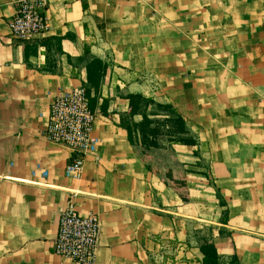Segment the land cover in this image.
<instances>
[{"label": "crops", "instance_id": "crops-1", "mask_svg": "<svg viewBox=\"0 0 264 264\" xmlns=\"http://www.w3.org/2000/svg\"><path fill=\"white\" fill-rule=\"evenodd\" d=\"M16 1L0 0V264H74L52 250L70 202L99 221L94 264H201L202 240L222 264H264V0H47L23 43ZM92 73L97 149L70 179L43 130ZM135 95L185 129L141 150L126 125L171 116Z\"/></svg>", "mask_w": 264, "mask_h": 264}, {"label": "built area", "instance_id": "built-area-1", "mask_svg": "<svg viewBox=\"0 0 264 264\" xmlns=\"http://www.w3.org/2000/svg\"><path fill=\"white\" fill-rule=\"evenodd\" d=\"M47 4V0H17L14 15L8 21L12 39L23 43L47 31L48 24L44 16ZM95 119L83 84L51 99L43 137L49 142L65 145L70 150L69 161L64 169L66 178L80 179L86 155L97 149L98 141L93 137ZM99 234L98 219L94 215L79 214L70 202L60 214L53 253L70 259L74 264H94Z\"/></svg>", "mask_w": 264, "mask_h": 264}, {"label": "trees", "instance_id": "trees-1", "mask_svg": "<svg viewBox=\"0 0 264 264\" xmlns=\"http://www.w3.org/2000/svg\"><path fill=\"white\" fill-rule=\"evenodd\" d=\"M87 48H85V51ZM92 64L89 63L86 65L87 69H91ZM100 81V75L96 73L88 74L87 75V86L85 87L86 89V94L89 98V103H90V109L93 111L94 110V102L93 99L90 97V91L91 88H95L96 83ZM134 108L138 111L140 106L145 103V106L147 105H153L154 102L151 99H144L141 96L135 95L134 96ZM154 106L159 110V111H164L166 113H169L171 117L168 119H156V118H149L146 113L142 114V120L138 124H132V125H126V131L128 134V138L131 140L133 131H137L140 135V141L141 144H137L141 150L144 149H149L148 146L151 145V140L150 138L152 136H155L157 138H161L165 132H178L180 130L185 129V124L184 121L180 116L177 114H174L171 106L169 105H158L154 104ZM174 142H183L181 139H175ZM151 150V149H150ZM148 152V151H147ZM154 151H150L149 153L152 154ZM154 172V170L152 168ZM159 174L158 172H156ZM160 176V175H159ZM160 178L168 184L170 187L171 185V178L170 177H162ZM181 181H183V178H180ZM181 195L184 196V192L181 191ZM199 251L202 254V262L201 264H222L220 261V257L217 253L216 248L214 247V244L211 241L207 240H202L200 245H199Z\"/></svg>", "mask_w": 264, "mask_h": 264}]
</instances>
